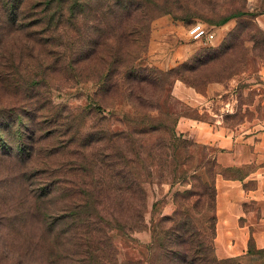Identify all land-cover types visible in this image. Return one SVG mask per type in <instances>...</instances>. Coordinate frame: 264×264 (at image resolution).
I'll return each instance as SVG.
<instances>
[{
	"label": "trees",
	"instance_id": "trees-1",
	"mask_svg": "<svg viewBox=\"0 0 264 264\" xmlns=\"http://www.w3.org/2000/svg\"><path fill=\"white\" fill-rule=\"evenodd\" d=\"M103 3L104 15L110 10L109 15L116 18L114 21L126 17L137 20L139 25L135 26L134 33L141 35L144 31L149 38L151 24L159 15L154 0H0V10L4 15V18L0 17V43L2 36L14 31L18 25L21 29H39L43 35L49 36L48 41L59 38L67 71H77L78 65L89 61L107 42L106 23L101 19L88 25L86 30L90 34L78 33H82L80 27L84 24L79 25V22L84 21V14ZM109 25L113 29L116 23ZM74 30L80 35L77 39L76 34H72ZM255 38V34L237 29L226 40L225 46L207 51L205 55L169 71L139 67L135 61L128 60L126 76H115L119 57L115 56L110 62L106 60L108 66L96 81L97 94L107 97L117 91L123 95L122 106L129 108L113 128L105 124L108 119L103 116L98 102L92 107L100 110L98 115L102 123L92 125L88 116L93 114L90 112L93 108L73 111L67 106L50 105L46 109L38 102L0 106V171L6 175L5 180H0V207H7V213L0 217V232L6 222L13 223L16 231L20 232L29 220L37 221L48 235H55L59 242V238L65 235L62 228L66 217L73 221L74 228L87 229L92 238H108L111 232L132 237L133 233L146 230L147 223L141 211L138 214L140 218L134 223V208L123 213V218H109L104 201L113 188L123 193L127 187L129 193L137 194L138 185H142L139 182V164L143 166L149 159L152 165L164 166L169 157L178 158L189 147H200L176 132L182 114L177 111L176 106L181 103L173 98L172 87L178 80L196 87L197 79L193 76L200 69L212 61H224L230 51L242 49L246 41ZM258 45L261 50L263 45ZM2 77L7 82L15 78ZM208 83L211 81L205 84ZM149 91L151 95H147ZM31 93L30 98L33 97ZM111 115L118 117L115 112ZM154 138L156 140L151 143ZM94 149L101 151L92 161L78 163L74 159ZM66 153L78 163L75 164L77 168L71 171L76 176L71 179L60 173L64 165L58 168L48 166ZM81 173L84 183L80 187L83 188L77 191L68 187V182L74 181ZM88 177L90 181H87ZM243 177L226 178L236 180ZM211 188L206 183L202 184L201 191L191 190L181 195L189 201L187 207L192 205V210L202 208L203 220L200 223L186 210V206L177 204L172 216L152 219L150 242L138 246L137 253L135 250L121 264H242L239 258L219 259L216 255V185ZM65 195L72 198V210L67 214L63 213L65 209L61 205ZM130 196L132 201L134 194ZM138 223L140 228H137ZM98 249L101 251V246ZM102 250L87 262L76 264H119L117 256ZM261 254H264V249H257L251 238L247 256Z\"/></svg>",
	"mask_w": 264,
	"mask_h": 264
},
{
	"label": "rangeland",
	"instance_id": "rangeland-1",
	"mask_svg": "<svg viewBox=\"0 0 264 264\" xmlns=\"http://www.w3.org/2000/svg\"><path fill=\"white\" fill-rule=\"evenodd\" d=\"M154 1L157 2L156 10L159 15L151 24L148 39L144 31L141 35L134 33L135 26L139 25L137 20L126 17L114 21L116 18L109 15L110 10L104 15L102 7L105 3L95 5L89 13H85L84 21L79 22V25L84 24L80 27L82 33H78L90 34V31L86 30L88 25L101 19L106 23L104 29L107 42L101 49L99 47L98 52L89 61L78 65L77 71H67L64 63L65 53L59 38L48 41L46 39L49 36L43 35L39 29L28 30L16 26L14 31L2 36L3 40L0 43V106H8L14 102L29 105L38 102L46 109L50 105L67 106L73 111L93 108L90 110L93 114L88 116V122L92 125L95 122L102 123L98 115L100 110L96 111L98 109L92 107L98 102L102 108L104 107L101 108L103 116H107L108 119L104 121L105 124L113 128L122 120V114L129 108L122 106L124 98L117 91L111 92L107 97L101 93L97 94L96 81L108 66L106 60L110 62L115 56L119 57L115 76H126V69L130 63L128 60L135 61L139 67L169 71L188 60L205 55L207 51L225 46L230 35L239 29L255 34L256 38L246 41L242 49L230 51L224 61L221 62V59L212 61L200 69L193 76V79H197L196 87L181 80L176 81L171 94L181 103L180 106H176L177 111L182 114L181 118L208 122L216 127L221 125L228 132L237 130L242 139H245L252 130L260 128V123L264 119V26L260 23V20H264V0ZM99 10L101 12L97 13ZM99 16L100 18H97ZM0 17L4 18L1 10ZM112 22L116 23L113 29L109 25ZM194 23L216 28L218 44L204 45L190 40L188 31ZM163 27L165 31H160ZM76 32L77 30H74L72 34L74 36L76 34L77 39L80 35ZM258 43L263 45L261 50ZM179 52L183 54L180 55ZM174 58L176 63L173 62ZM2 76L15 78L8 79L11 82H7ZM208 81L211 83L206 85ZM177 82H182L201 96H207L209 87L213 85H221V90L216 91L210 100L199 97V100L189 103L175 95ZM29 87L32 90L29 91ZM30 92L33 93L31 98ZM151 94V91L147 93ZM203 103L204 105H201ZM113 112L118 117H113L111 115ZM192 131L191 127H179L178 122L176 128L178 135L200 147H189L178 158L169 157L164 166L152 165L149 159L143 166L139 164V182L142 185H138L137 194L129 193L127 187L123 193L113 188L104 201L106 216L109 218L117 216L123 218V213H127L129 208H134L135 219L132 221L134 223L140 218L138 214L141 211L147 223L146 230L133 233L132 237L111 232V238L110 236L92 238L87 229L74 228L75 226L71 224L73 221L66 217L63 222L65 227L62 228L65 235L60 237L58 242L56 236L48 235L37 221L30 222L27 219L28 223L21 227L20 232L16 231L13 223L6 222L3 231L0 232V264H76L81 261L87 262L86 260L103 251L102 249L117 256L121 264L138 246L150 242L152 219L172 216L178 208L177 204L182 203L186 206V210L200 223L203 220V213L200 212L202 208L192 210V205L187 207L189 201L183 199L181 195L191 190L201 191L202 184L206 183L210 188L214 187L217 177L221 174L226 177H243L254 171L255 164L222 168L217 161L218 148L202 143ZM155 140L156 138L151 143ZM100 151L101 149L88 150L82 157L77 156L74 159L78 163L92 161ZM74 159L66 153L48 166L58 168L64 165L60 173L71 179L76 176L71 174L73 168H77ZM81 176L82 173L74 181L68 182V187L77 191L83 188L80 187L84 183ZM5 179L6 175L0 171V180ZM87 181H90L89 177ZM246 187L248 188V185ZM131 193L134 194L132 201ZM61 205L65 209L64 214L70 213L72 198L68 195L63 196ZM0 208L1 217L7 213V207L3 205ZM136 225L137 228L141 227L140 223ZM98 246H101V251ZM229 258H239L242 264H264V254Z\"/></svg>",
	"mask_w": 264,
	"mask_h": 264
},
{
	"label": "crops",
	"instance_id": "crops-1",
	"mask_svg": "<svg viewBox=\"0 0 264 264\" xmlns=\"http://www.w3.org/2000/svg\"><path fill=\"white\" fill-rule=\"evenodd\" d=\"M260 23L264 26V20ZM160 31H165L164 27ZM219 90L221 85H213L209 87L207 96H201L182 82L175 85V95L189 103L199 100V97L210 100ZM179 127L193 128V135L202 143L216 146L217 161L222 168L255 164L254 171L243 179H227L223 175L216 179L215 246L219 259L246 256L251 238L257 248L264 249V119L260 128L249 132L245 139L237 130L228 132L221 125L216 127L204 121L181 118Z\"/></svg>",
	"mask_w": 264,
	"mask_h": 264
},
{
	"label": "built area",
	"instance_id": "built-area-1",
	"mask_svg": "<svg viewBox=\"0 0 264 264\" xmlns=\"http://www.w3.org/2000/svg\"><path fill=\"white\" fill-rule=\"evenodd\" d=\"M188 32L192 41L212 46L218 44V30L216 28L207 27L203 23H194Z\"/></svg>",
	"mask_w": 264,
	"mask_h": 264
}]
</instances>
